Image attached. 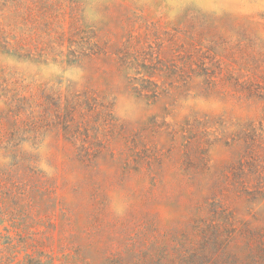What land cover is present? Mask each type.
Segmentation results:
<instances>
[{"label":"rangeland","instance_id":"rangeland-1","mask_svg":"<svg viewBox=\"0 0 264 264\" xmlns=\"http://www.w3.org/2000/svg\"><path fill=\"white\" fill-rule=\"evenodd\" d=\"M211 226L208 264H264V0H0V264Z\"/></svg>","mask_w":264,"mask_h":264},{"label":"trees","instance_id":"trees-1","mask_svg":"<svg viewBox=\"0 0 264 264\" xmlns=\"http://www.w3.org/2000/svg\"><path fill=\"white\" fill-rule=\"evenodd\" d=\"M212 229H215V226H211ZM213 233H208L206 230H200V238L198 237L197 246L184 251H175L168 255L165 253V250L160 247L158 257L154 256L152 254L146 253V258H140L137 255V261L134 264H208L210 259V249H209V243L210 242H218L221 244V234L218 233L217 229L214 230ZM257 242V247L260 248L262 254L264 253V245L262 241L259 239L255 240ZM213 247L216 248V243L213 244ZM217 252V250H214ZM221 254L217 253V258L215 259L212 264H218L220 262ZM261 258H264V255H262ZM149 259V260H148Z\"/></svg>","mask_w":264,"mask_h":264}]
</instances>
